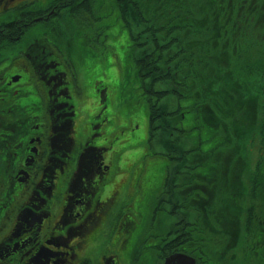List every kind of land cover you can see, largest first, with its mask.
I'll list each match as a JSON object with an SVG mask.
<instances>
[{
    "label": "flooded vegetation",
    "instance_id": "1",
    "mask_svg": "<svg viewBox=\"0 0 264 264\" xmlns=\"http://www.w3.org/2000/svg\"><path fill=\"white\" fill-rule=\"evenodd\" d=\"M63 2L0 0V261L50 264L53 249H65L68 264H122L139 220L135 186L103 117L107 88L97 92L96 123L86 124L96 91L57 44ZM85 246L106 254L94 262V253L79 255Z\"/></svg>",
    "mask_w": 264,
    "mask_h": 264
},
{
    "label": "trees",
    "instance_id": "2",
    "mask_svg": "<svg viewBox=\"0 0 264 264\" xmlns=\"http://www.w3.org/2000/svg\"><path fill=\"white\" fill-rule=\"evenodd\" d=\"M96 1L76 0V3L86 6ZM99 2V8H94L98 16L104 18L108 15L109 8L113 9L128 25L132 39L139 46L136 61L132 53L131 56L136 64L139 84L149 95L146 101L150 138L163 146L170 141V132L161 123V115L170 114L172 111H169L168 107L171 106L175 112L177 106L168 100V104L158 106V101L169 95L180 102V113L183 115L181 119L186 115L189 122L198 123V131L188 135L187 140L195 144L201 152L215 151L220 154L218 161L213 163L214 168L208 162L202 161L200 155L199 164L195 165L199 177L208 181V178L215 174L214 179L203 186L208 190L204 191L203 197L197 194L191 198L186 211L160 214L161 226L166 224L168 217L181 218L196 237L200 234L198 227L203 226L206 234H202L205 250L214 252V258H219L222 253L225 258L220 264H232L231 256L226 254L229 249L227 246L225 250L226 243L229 239L235 240L240 231L250 233L256 214L264 216V208L262 213H252L254 210H242L238 213L236 207L238 204H245L244 199L247 198L242 195V200L239 201L240 199L234 197V190L240 183L237 181L230 185L228 178L232 182L246 173L249 168L243 155L246 154V149L243 146V153L240 155L237 154V149L226 148L232 138L236 139L240 146L241 140L248 142L251 133L256 130L255 123L251 120V106L259 107V100L264 99V0H261L260 4L256 0ZM148 21L154 23L153 26L150 25L153 29L146 24ZM239 44L242 45L239 47ZM126 60L130 62L128 58ZM148 88L151 91H148ZM184 110L187 112L183 113ZM254 114L257 117L256 108ZM191 128L193 131L194 125H191ZM176 140L183 141L177 137ZM142 144L147 146L145 141ZM173 161L179 162L177 159ZM260 167L264 170L262 163ZM212 169L216 172L211 171ZM262 170L259 172V178L264 180ZM226 171H229L228 175ZM223 182L225 189L216 197L214 189ZM227 191H230L231 195H224ZM142 213L144 214V211ZM143 218L145 219L142 220V225L145 220L147 224L148 215L145 214ZM258 224L257 236L250 235L257 238L255 242L258 246H251L252 257L240 253L239 264H264V226L263 222L258 221ZM233 228L234 234L231 235L229 233ZM261 241L262 249L259 247ZM174 243L175 241L170 245ZM151 260L152 253L149 251L140 253L142 264H150Z\"/></svg>",
    "mask_w": 264,
    "mask_h": 264
},
{
    "label": "rangeland",
    "instance_id": "3",
    "mask_svg": "<svg viewBox=\"0 0 264 264\" xmlns=\"http://www.w3.org/2000/svg\"><path fill=\"white\" fill-rule=\"evenodd\" d=\"M258 4H260L261 0H256ZM72 5L75 3L72 2ZM112 10V11H111ZM78 11L76 12L77 21H83L84 17L78 15ZM90 13V12H89ZM104 18H100L98 15L95 14H86V18L88 21L83 22L82 26L77 27V29L68 28L66 31H62L61 36V43L64 45V49L69 53L71 50L69 46H73L77 43L76 39L80 40L79 47H85L87 50H91V52L86 56L84 59V53L82 52H75L72 53L75 56L77 63L75 64V72H83V76L80 78V83L89 91H96L94 96V104L90 109L86 121L88 126L93 125L96 123L95 119H97V115L100 114L101 108V101H99L97 97V92L102 88H107V99H106V109L103 114V117H108L107 123L111 133H115V144L119 146L121 150V169L123 170V174H126V180L130 183L136 184L137 188L141 193L146 192L147 196L149 194L151 199L147 200L142 203L137 197V189H136V197L133 200V205L137 207V212L143 217L142 212L144 214L149 215L148 211L150 207H152V211L154 214H158L166 210V200L167 193H164L160 196L158 202H156L153 198L157 197L161 194V186L164 179L165 169L167 168L168 163H174L177 167V162H173V158L166 156L164 150L157 146L155 140L151 137L148 138L147 141L150 142L154 146H144L142 142L144 139L147 138L148 135V104L146 101L147 95L146 89H144L139 84V78L135 75V68H130V62H123V54L124 52L132 53L134 60L136 61L138 56V44L135 43L133 39H131L128 31V25L122 19H119L117 13L110 9ZM93 17V18H92ZM91 19V20H90ZM151 29L153 24L148 21L146 23ZM151 25V26H150ZM159 25V24H158ZM79 43V42H78ZM131 47V48H130ZM77 48V46H76ZM131 51V52H128ZM137 63V62H136ZM123 65H128L125 72L122 69ZM89 73H85V70ZM148 91H151L148 88ZM239 98V97H238ZM168 100L171 104L176 101L174 97L167 96L165 99H161L158 101V106H164L168 104ZM153 102H157L153 99ZM254 108V110H253ZM256 108L257 117L254 114ZM253 117H251L252 122L255 123V128L248 140H241V146L236 139L232 138L228 141L229 146L226 147L227 150L230 149H237V154L240 155L243 153L242 147L246 149V154L244 155L246 165L249 167L246 169V173H244L240 178L237 180L233 179L230 185L235 184L237 181L240 183L239 186H236L234 195L235 198L240 199L242 195L246 196L247 199H244L245 204L241 203L238 204L236 207L238 213L240 211L249 212L254 210L252 213L260 211L262 213V208H264V180H261V174L259 173L262 168L260 167V163L264 165V99L259 100V107L257 105L252 107ZM169 111H173V107H168ZM241 111L242 106H241ZM175 112H170V116H167L166 119H161V122L164 125L170 126V131L174 133V137L182 140L179 142H174V144H170V151H174L175 156H177L181 161L180 163L185 165L186 164H196V159H191L189 157H185V154L189 152H185L186 144L185 140L182 136L181 132H178L177 124L174 123L172 120L176 118L178 109H175ZM187 111H183L185 113ZM180 116V115H179ZM179 120V119H177ZM176 121V120H175ZM230 121H232L230 119ZM178 122V121H177ZM179 123L184 124L185 129L189 130L188 134L193 135L195 132L198 131V123L197 121L194 123L195 129L192 131L189 118L184 117L182 121ZM165 127V129H168ZM261 129V130H257ZM86 128H83L82 131H85ZM248 143V144H245ZM142 144V145H141ZM225 144V143H224ZM245 144V145H244ZM192 147H190L191 149ZM192 150V149H191ZM184 151V152H183ZM219 152V151H218ZM168 154V153H167ZM169 155V154H168ZM237 157V156H236ZM220 158V154H217L215 151H211L207 156V162L209 164L216 163ZM172 165V164H171ZM170 165V166H171ZM169 166V168H170ZM168 168V169H169ZM178 168H173V171L177 170ZM245 170V169H243ZM264 171V170H262ZM192 176L195 173V170L189 171L188 169H182L179 167L176 175L177 181L184 184L186 183V177ZM123 177V176H122ZM167 183V180H166ZM184 184H179L178 188L184 187ZM223 184V183H222ZM225 184V183H224ZM167 184L165 185V188ZM190 187L192 188V194L197 193L193 187L194 185L191 184ZM222 185L217 186L214 189V194L219 193L221 191ZM124 189L126 187L124 186ZM204 191L208 189L203 187ZM177 193H181L183 191H179V189H175ZM190 193V190H189ZM224 195H231L230 191L224 192ZM179 196V195H178ZM184 197L182 200H185ZM146 203H148L149 207L147 208ZM249 206V208H247ZM187 204H183L179 206L177 210L186 211ZM249 210V211H248ZM242 213V212H241ZM254 225L250 227V233H245L240 231L238 237L234 239H229L226 243L225 250L227 246L229 249L227 250L226 254L231 256V262L234 264L241 263L239 261L240 253H244L248 257H252L251 253V246H258L255 242L257 238H253L250 235H256V228L259 227L258 221L263 222L264 226V216L262 215H255L253 217ZM174 221V220H172ZM150 221L149 223H151ZM112 225H115L114 221L111 222ZM145 226V228H144ZM232 229V226L229 227ZM234 229L231 233L233 235ZM245 231V228H243ZM129 238L126 243L125 248H121L122 252V264H126L127 261H130L129 256L132 252V245H135V249L139 252L141 249L144 248H152L158 247L159 249L163 248L161 244L162 239L158 236L159 233L155 230V228H148L145 225H142L140 222H137L132 229V231L128 232ZM236 235V232H235ZM113 237V232L110 230L106 236H104L101 241L104 243L109 242L111 244V239ZM71 238L69 245H74L76 241L72 240ZM196 251H200L198 246L196 245ZM104 248V247H103ZM100 246H97L93 250L90 246H85L79 255L81 257L85 255H91L94 262H98L101 256L105 255V250ZM263 248V241H261V249ZM110 253L113 254L111 248H109ZM260 250V249H259ZM53 252L58 254L56 258L53 256H48L50 258H54L50 264H68L72 257L71 255L67 257H62L60 253H65L67 250L65 249H53ZM221 252V251H220ZM229 252V253H228ZM214 252H210L212 257V261L214 264H220L224 261L223 254L220 253L219 258H214ZM225 254V255H226ZM126 257V258H124ZM235 258V259H234ZM121 260V258H120ZM136 259H133V261ZM229 261V260H228ZM239 262V263H238ZM0 264H5L4 261H0ZM73 264V263H71ZM245 264V263H244ZM254 264V263H250Z\"/></svg>",
    "mask_w": 264,
    "mask_h": 264
},
{
    "label": "bare ground",
    "instance_id": "4",
    "mask_svg": "<svg viewBox=\"0 0 264 264\" xmlns=\"http://www.w3.org/2000/svg\"><path fill=\"white\" fill-rule=\"evenodd\" d=\"M100 2L99 0H97L94 4H87L86 6H82L80 5L79 7L75 8L73 10V12L76 15V12L78 11V15H80L81 17H86V14H90L88 8H99ZM74 23L76 24V19L74 20ZM148 226V228H155V230L160 233L161 231V225H160V221L159 218H154L152 220L151 223H147L146 227ZM126 247V244L123 248Z\"/></svg>",
    "mask_w": 264,
    "mask_h": 264
},
{
    "label": "water",
    "instance_id": "5",
    "mask_svg": "<svg viewBox=\"0 0 264 264\" xmlns=\"http://www.w3.org/2000/svg\"><path fill=\"white\" fill-rule=\"evenodd\" d=\"M163 264H194V260L186 255H175L166 258Z\"/></svg>",
    "mask_w": 264,
    "mask_h": 264
}]
</instances>
